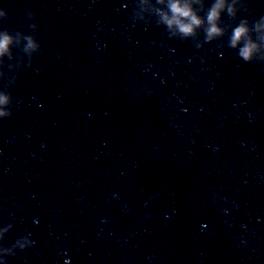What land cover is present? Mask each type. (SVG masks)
<instances>
[{
	"label": "water",
	"instance_id": "95a60500",
	"mask_svg": "<svg viewBox=\"0 0 264 264\" xmlns=\"http://www.w3.org/2000/svg\"><path fill=\"white\" fill-rule=\"evenodd\" d=\"M135 4L0 0V31L41 44L0 66V244L35 241L9 264H264V63L170 39Z\"/></svg>",
	"mask_w": 264,
	"mask_h": 264
},
{
	"label": "clouds",
	"instance_id": "9594fccd",
	"mask_svg": "<svg viewBox=\"0 0 264 264\" xmlns=\"http://www.w3.org/2000/svg\"><path fill=\"white\" fill-rule=\"evenodd\" d=\"M244 6V0H213L210 6L206 4V0H136L131 19L144 24L154 20L157 26L165 27L170 39L191 40L198 49L227 37V47L236 50L237 56L245 63H264V16L254 21L241 18L238 13ZM225 14L230 22H225ZM27 15L29 19H34V13L28 12ZM7 16L8 13L0 9V18ZM237 20L238 23H234ZM30 27L35 32L38 26L32 23ZM220 46L223 47L224 44ZM14 48L20 49L27 56L28 66L31 67L34 55L41 51V44L33 34L21 31L13 33L7 29L0 31V66L5 57L12 60ZM24 55H19L23 61ZM22 66L24 63L17 66V72ZM3 75L0 72V77ZM16 78L14 75L7 82L8 85L14 84ZM14 106L12 94L7 90H0V119L11 117ZM12 227V224H8L0 228V242ZM34 246L35 241L30 233L16 239L11 246L0 244V264H9L7 257H15L17 250L25 252Z\"/></svg>",
	"mask_w": 264,
	"mask_h": 264
}]
</instances>
